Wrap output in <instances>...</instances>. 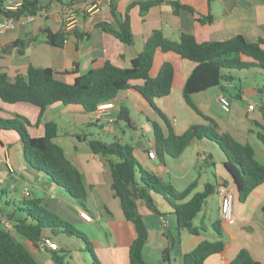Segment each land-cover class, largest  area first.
Instances as JSON below:
<instances>
[{"label": "crops", "instance_id": "crops-1", "mask_svg": "<svg viewBox=\"0 0 264 264\" xmlns=\"http://www.w3.org/2000/svg\"><path fill=\"white\" fill-rule=\"evenodd\" d=\"M12 1L15 5H12L10 0H3V3L6 7H15L23 0ZM114 1L117 3L119 11L125 14L131 3L145 0ZM169 1L176 0H165L152 6L144 14H141L138 5L133 6L129 10V14L134 42L126 44L112 33L98 27L101 22L113 21L110 8L111 0H40V4L47 8L41 14L22 17L15 20L14 24H9L0 30V71L6 72L8 79L14 81L18 75L26 76L30 65L50 67L57 72L60 70L70 71L69 74L57 76L64 81L73 82L77 75L84 74L92 67L100 66L108 60L116 62L119 56L124 58L123 65L129 66L131 60L142 51L146 37L155 30H161L166 37L173 40H178L182 32L193 34L201 42L225 40L237 34H242L249 41L264 39V0H177L183 4L191 5L195 9L196 15L188 10H181L176 14L174 6ZM67 6H70L72 11L69 13L68 19H65L63 9ZM198 14L211 16V22L198 21L196 18ZM6 19L4 15H0V23ZM61 28L70 32L65 45L56 47L49 44L43 30L51 29L53 32H57ZM36 35H38L37 41L27 43L22 48H20L21 45H13L17 40L26 41ZM166 61L172 62L175 68L173 88L169 96L156 98V105L162 110H168L167 101H173L172 108L175 114V124L173 125L178 134L183 133L193 124L208 123L197 112L193 110L196 113L193 114L185 107L183 88L196 63L183 59L174 52L158 50L155 54L151 74L155 76ZM238 71V69H234L228 73L236 78L239 74ZM258 71L261 70L258 69ZM239 79L241 78L239 77ZM132 83L140 82L133 81ZM239 86L235 84L234 79L223 82L221 86L195 93L192 98L205 114L217 121L219 131L232 134L242 143H250L255 149L257 160L264 164V141L253 128L254 124L264 128L263 113L262 116L261 114L255 116L259 106L256 101L253 99L248 101V105L256 104L255 110L250 111L245 108L244 115L248 122L240 118L228 117L222 121L216 118L215 109L216 106L219 107L218 98L222 93L231 98L232 105L236 100L247 99L243 86ZM113 103L114 107L110 109V112L114 120L122 107L127 108L133 127L122 121L118 123L114 121L109 124L105 119H97L94 112L87 111L81 105H63L62 103H55L48 107L40 122L37 123L39 107L25 102L5 104L0 101L3 116L9 117L16 113L28 116L35 124L31 128L34 135H43L44 124L49 120H54L60 129L58 137L61 135L73 137L70 144L75 153H67L64 146L60 142L57 143L64 148L67 156L82 171L85 182L90 186V194L85 207L75 199L69 198L63 188L55 187L49 176L46 175L43 178L38 172H35L36 170L24 165L19 135L16 131L0 130L4 133V135L0 134V167L5 164L10 173L21 177L24 188H29L32 196L42 199V203L44 198L51 201L52 205L47 203L51 211L80 228L91 240L97 259L101 264H129V246L136 235L134 225L126 220L120 200L114 195L111 188L112 175L106 159L94 153L88 141L78 136L95 137L96 133L103 132L109 139L102 140L111 142L115 139L119 140L117 136L119 129L131 131L135 139L134 142L129 143L135 144V150L140 153L139 157L146 165L143 167L154 172L163 180L170 181L175 189L183 190L198 178L201 180L198 179L195 192L204 190L205 184L209 182L217 185L215 193L207 199L203 210L195 220V224L203 228L199 234H191L177 228L173 208L161 194L152 193L157 206L164 214L163 216L170 220L168 227L163 226L162 215L154 213L145 203H139V209L149 230V238L143 250L146 263L160 264L163 250L171 245L172 264H184L185 254L193 250L203 240L223 239L227 246L225 252L211 255L206 264H226L242 248H247L255 259L264 264V183L257 187L245 202L236 198L233 220H224L221 215L219 188L226 184L233 185L232 176L225 168L227 160L225 152L219 146L212 144L213 141L204 138L193 140L177 158H173L167 153L162 156L157 154L156 158H150L149 150L155 149L152 120L147 119L148 125L149 123L151 125L149 126L151 129L148 130L147 128H138L135 118L137 120L142 116L147 118L145 109L148 106H150L152 114L156 115L157 111L134 87L121 90ZM63 122H66L70 128H61ZM203 152L207 153L206 160H202ZM110 159L116 160L115 157ZM19 168H23V171H19ZM25 169L37 177H29ZM210 172L213 179H211ZM195 173L196 175H194ZM197 174L198 177H196ZM203 174L207 175L204 179ZM81 212L91 216V221L83 219ZM2 221L7 222L5 218H2ZM218 221H220L218 227L221 229V235L214 227ZM43 235L52 239L50 247L34 249L31 242L24 243L38 262L41 264H83L74 256V251L72 252L74 246L83 248V240L66 233L52 234V236L45 230ZM50 249L61 251L59 254L63 255V263H56L53 260ZM150 260H154L153 263Z\"/></svg>", "mask_w": 264, "mask_h": 264}, {"label": "trees", "instance_id": "trees-1", "mask_svg": "<svg viewBox=\"0 0 264 264\" xmlns=\"http://www.w3.org/2000/svg\"><path fill=\"white\" fill-rule=\"evenodd\" d=\"M164 1L133 2L127 7L125 14H122L117 3L111 0L113 21L101 22L98 27L112 33L126 44H133L134 34L129 10L138 5L141 14H144L152 6ZM169 2L174 6L176 14L181 10H188L196 15L191 5L177 0ZM46 9L40 4V0H23L15 7H6L3 0H0V15L16 21L22 17L37 16ZM196 18L203 23L212 20L211 16L200 14ZM43 33L47 42L56 47H63L70 34L65 28L57 32L44 29ZM37 40L38 35L26 41L17 40L13 45H21L22 48L25 44ZM263 44V38L249 41L242 34L225 40L201 42L193 34L182 32L178 40H173L166 37L161 30H155L146 37L142 51L131 60L129 66H124V58L119 56L116 62L108 60L100 66L92 67L84 74L77 75L73 82L64 81L57 76L69 74L70 71L57 72L50 67L30 65L26 76L18 75L14 81L8 79L6 72L0 71V101L5 104L25 102L39 107L38 123L46 109L55 103L81 105L87 111L94 112L100 104L114 101L121 90L134 87L150 102L166 124V129L163 130L156 122H152L157 154L162 156L167 153L177 158L195 139L206 138L215 142L227 155L225 168L235 184V200L237 198L245 202L249 195L264 183V164L257 160L255 149L250 143H242L232 134L219 131L217 121L205 114L192 96L209 88L221 86L223 82L233 81L235 78L228 73L230 70L258 68L264 71ZM158 50L174 52L181 58L196 63L184 84L183 96L186 103L208 123L193 124L183 133L178 134L162 109L153 102L156 98H164L171 94L175 76V68L170 61L164 62L155 76L151 74ZM133 81L140 83L133 84ZM260 108L264 115V101ZM2 110L0 107V114ZM114 121L126 122L133 127L129 111L124 107ZM33 125L35 124L22 114L16 113L9 117L0 115V130H13L18 133L23 157L29 167L49 176L55 184L85 207L90 186L85 182L82 171L67 156L64 148L55 141L60 133L58 123L54 120L47 121L44 124V134L38 136L31 131ZM258 136L264 141V134L259 133ZM78 137L87 140L91 150L106 159L112 175L111 188L120 200L126 220L134 225L136 235L129 246V264H147L143 250L149 238V230L139 209V203H145L154 213L164 215L152 193L161 194L169 202L179 230H186L191 234H199L203 230L195 224V220L203 210L207 199L215 193L217 188L215 183H206L204 190L195 192L198 186V179H195L185 189L177 190L170 181L163 180L137 162L133 154L135 144L123 143L117 139L108 142L90 135ZM112 157L116 160L110 159ZM5 192L3 189L0 190V193ZM11 203H14L13 211L2 206L0 200V264H41L32 251L16 237L15 232L31 242L34 249H39L38 242L45 237L43 231L46 228L50 229L53 235L66 233L80 238L91 254L94 264H101L89 237L72 223L49 210L43 205L42 199L32 195L25 196L19 204L6 200L7 206ZM2 218H5L11 227L6 226ZM219 223L220 221L215 223L214 227L221 235ZM226 247L223 239H205L185 254L184 264H206L211 255L225 252ZM59 252L61 251L50 249L53 260L56 263H63V255ZM172 262V248L168 245L162 252L160 264H172ZM226 264L262 263L255 259L247 248H242Z\"/></svg>", "mask_w": 264, "mask_h": 264}, {"label": "rangeland", "instance_id": "rangeland-1", "mask_svg": "<svg viewBox=\"0 0 264 264\" xmlns=\"http://www.w3.org/2000/svg\"><path fill=\"white\" fill-rule=\"evenodd\" d=\"M238 72H239V74H237V76L235 78V84H237V85L240 84L243 86V89H244L245 93L247 94V99L236 100V102L233 103L232 108L229 112L224 111L220 105H219V107L216 106L215 113L217 115L216 118L219 121H222L224 119H228V117H232L234 119H237V118L244 119L245 122L246 121L248 122V119L245 118L244 112H245V108L246 109L248 108V101H250L252 99L254 101H256V103L259 105L255 116L256 117L260 116V114L262 116V110L260 108V105L264 101V71L261 72V71H258V69L249 68V69L239 70ZM239 77L241 79H239ZM226 94H228V93L226 92ZM153 102H155V99L153 100ZM166 104L169 106L168 110L163 109L162 111L164 112L166 117L171 121V123L175 124V118H174L175 114H174V109L172 108L173 101L169 100V101H167ZM19 106H21V105H19ZM185 107L189 111H191L193 114H196L193 111V109H191V107H189L187 105L186 102H185ZM145 113L147 114V118L145 116L138 118V120H137V118H135L136 125L138 128H140V129L147 128L148 130H150L151 128L149 126H151V125H150V123L148 125V120H147V119H149V120H152V122H156L163 130L166 129V124L164 122V119L158 113L156 115L152 114L150 106H148V108L145 109ZM0 115H2V114H0ZM24 116H26V115H24ZM26 117H28V116H26ZM61 128H63V129L68 128L69 129L70 127L68 126V124H66V122H63L61 125ZM253 128H254L256 133L261 132L262 134H264V128L263 127H260V126L254 124ZM78 131H80V130H78ZM98 131H100V130H98ZM0 134L4 135L3 132H0ZM149 134H152V133H149ZM117 136H118V139L123 143L134 142V139H135L134 135L131 133V131H124L123 129L118 130ZM95 137H97L99 139H107V140L109 139L108 136L103 132L96 133ZM71 139H73V137L61 135L60 137L56 138L55 141L60 142L64 146V148L66 149L67 153H75L74 148L70 144L72 141ZM209 142H211V141H209ZM250 142H252V140H250ZM211 143L217 147L219 146L215 142L214 143L211 142ZM11 147H13V145H11ZM133 154H134L137 162L139 164H141L142 166L144 165L146 167V165L143 164V160H141V158L139 157L140 153H138L135 150L133 152ZM21 155H22L24 165L29 166L26 163L22 152H21ZM157 162H159V160H157ZM27 170H28V168H27ZM27 170H26V172H28ZM19 171L22 172L23 168H19ZM35 172H38V171H35ZM38 174H40L41 177L46 176V174H44L42 172H38ZM28 175H29V177H32V178L37 177V176L34 177V175H32L29 172H28ZM194 175H196V173ZM210 175H212L211 172H210ZM206 176H207L206 174H203V179L206 178ZM196 177H198V174ZM198 179L201 180V178H198ZM211 179H213V175H212ZM41 180H43V179H41ZM53 184L55 187H59L54 182H53ZM23 188H24V186H23V182L21 181V177H18L17 175L10 173L8 171V169L6 168L5 164L1 165V167H0V190L3 189V192L7 191L5 193H0V200H1L2 206L7 207L8 209L13 211L14 210V205H13L14 203H11L10 206H7L6 200L8 199V200H11L12 202L15 201L18 204L21 203L25 199ZM68 196H69V198H72L69 194H68ZM47 203H51V205H52L51 201H48L47 199L44 198L43 205H45L50 210V207L47 206ZM89 204L91 205V203H89ZM77 229L80 230V228H77ZM45 231L49 235H52L51 230L48 231L47 229H45ZM80 231H82V230H80ZM15 235L21 242H23V243L27 242L28 243V240L26 238H24L23 236H21L20 234H18L17 232H15ZM73 249L74 250H72V252L74 251V256L81 263H83V264H94L92 261L93 258L91 256V254L85 248V243H83L82 249L76 248V246H74ZM150 261H151V263H153L154 260H150Z\"/></svg>", "mask_w": 264, "mask_h": 264}, {"label": "built area", "instance_id": "built-area-1", "mask_svg": "<svg viewBox=\"0 0 264 264\" xmlns=\"http://www.w3.org/2000/svg\"><path fill=\"white\" fill-rule=\"evenodd\" d=\"M14 1L10 0V3L12 5H15L13 3ZM72 11L70 6H67L63 9V16L65 19H68L69 13ZM31 17V16H28ZM15 20L14 19H6L5 21L0 23V30L6 27L9 24H14ZM218 103L221 106V108L229 112L232 108V101L231 98L225 94H221L218 98ZM114 107L113 101L111 102H106L103 104H100L97 108V110L94 111L95 117L97 119H105L109 124L114 122V118L111 115L110 109ZM248 109L250 111H253L256 109V104L255 103H250L248 105ZM148 155L150 158H156L157 153L155 149H151L148 152ZM207 159V153L203 152L202 154V160ZM24 196L29 197L31 195V192L29 188L25 187L23 189ZM219 194L221 196V215L224 220L231 221L234 218V201L236 197V190L234 185H222L219 188ZM81 216L83 219L87 221H91V216H89L85 212H81ZM162 223L164 227H168L170 220L166 216L161 217ZM6 226L11 227V224L7 221L5 222ZM39 246L41 248H46L50 247L52 245V239L50 237H42V239L38 242Z\"/></svg>", "mask_w": 264, "mask_h": 264}, {"label": "water", "instance_id": "water-1", "mask_svg": "<svg viewBox=\"0 0 264 264\" xmlns=\"http://www.w3.org/2000/svg\"><path fill=\"white\" fill-rule=\"evenodd\" d=\"M233 185L235 186L234 182H233Z\"/></svg>", "mask_w": 264, "mask_h": 264}]
</instances>
